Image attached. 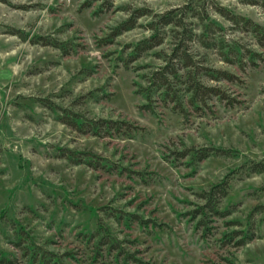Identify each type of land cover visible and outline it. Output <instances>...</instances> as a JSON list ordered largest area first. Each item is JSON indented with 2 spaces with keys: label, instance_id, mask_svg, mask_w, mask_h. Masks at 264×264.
Instances as JSON below:
<instances>
[{
  "label": "rangeland",
  "instance_id": "1",
  "mask_svg": "<svg viewBox=\"0 0 264 264\" xmlns=\"http://www.w3.org/2000/svg\"><path fill=\"white\" fill-rule=\"evenodd\" d=\"M83 3L0 0V259L28 264L24 247L31 241L59 264H122L87 236L102 223L139 261L128 264H264V173L247 168L264 164V41L218 14L230 12L264 30V0H115L99 15L98 3ZM185 8L204 11L213 22L214 49L192 48L197 60L237 77L214 84L236 103L213 100L211 111L183 117L156 101L150 113L134 84L161 65L153 54L167 50L168 39L128 69L120 58L127 46L149 37L150 17L112 45L100 40L133 10ZM187 22L200 33L199 21ZM40 38L68 44L69 53ZM233 45L246 55L242 67L221 61L216 49ZM249 53L256 54L254 66ZM64 112L123 122L131 131L84 135L58 119ZM210 148L228 153L197 163L181 156ZM62 150L92 153L100 163H70ZM224 179L229 187L219 208L228 215L212 217L204 232L189 214L202 204L199 194ZM109 213L135 215L143 223ZM20 228L26 241L17 247ZM251 229L253 238L242 247H234L238 238H224Z\"/></svg>",
  "mask_w": 264,
  "mask_h": 264
},
{
  "label": "trees",
  "instance_id": "2",
  "mask_svg": "<svg viewBox=\"0 0 264 264\" xmlns=\"http://www.w3.org/2000/svg\"><path fill=\"white\" fill-rule=\"evenodd\" d=\"M114 1L84 0L82 8H90L93 4L98 3L95 14L99 15L111 11L114 6ZM203 12L196 13L192 8H185L182 11L171 10L165 14H153L147 9L133 10L125 20L110 28L109 32L100 40L102 45H112L118 37L135 29L141 18L150 17V22L146 26L147 30L150 31L149 37L131 46H127L126 49H129L128 54L125 58H120L124 68L128 69L143 54L160 48L164 45L165 39H168V49L160 50L153 54L155 59L161 61V65L142 76V84H134L136 87L135 93L143 98L146 103L144 108L150 113H154L153 104L156 101L161 102L164 107L171 105L172 110L183 117L191 112L205 113L206 111H211L212 106H210V103L213 100L223 102L229 106H233L236 103V100L228 95L225 90L214 84L222 82L235 83L237 77L227 71L208 66L205 58L197 60V55L192 48V45H198L200 48L206 50L214 49L215 47V44L209 39V33L212 31L214 24L210 21L207 22V14L205 15ZM218 14L254 34L258 40L264 41V30L250 20L232 15L230 12H225L220 9H218ZM189 19H195L200 22V33H196V31L189 28L191 26V23L187 22ZM38 40L43 41L41 38ZM41 44L54 47L65 55L69 53L70 49L68 44H61L56 41L48 42L44 40ZM216 49L219 52L221 61L229 65H238L239 67L245 65L244 58L246 55L240 46L233 45L229 48L227 46H218ZM256 59V54L249 53L247 61L251 66L256 65ZM58 119L64 125L69 126L75 131L84 135L90 134L94 137H104L112 133H119L122 129L127 132L131 131L130 126L123 122L89 120L83 115L74 112H64ZM61 153L62 156L73 164H85L89 167L94 165L95 167L100 163L99 158L92 153L67 152L63 150ZM227 153L224 150L214 148L200 150L187 149L181 156L183 158L189 157L191 161L197 163L208 159L210 156ZM84 157L85 160H83ZM110 168L108 167V169ZM247 168L251 173H264L263 163H251ZM228 181V179H224L218 184L211 186L208 191L201 192L198 197L202 201V204L189 214L192 219H198L197 226L202 227L204 232L208 229V223L212 217L224 218L228 215L226 211H220L219 208L220 199L227 195L229 187ZM254 211L262 213L260 207L255 208ZM108 215L109 217H115L116 220L129 221L132 218L143 223V220L135 215L116 213H109ZM23 232L24 230L21 228L18 231L17 247L22 241H26L21 237V233ZM252 233V229L240 232L233 231L225 234L224 238L227 237L229 243L238 238L234 247H242L253 238ZM87 236L91 239H97L95 246L97 250L105 247L108 254L115 252L116 258H123L121 261L122 264H128L131 259L135 263L139 262L133 256H130L122 250L119 242H116V239L110 235L102 223L97 224L95 231L87 234ZM24 249L28 252V264H59L58 259L51 258L52 254L41 251L31 241ZM0 263L13 264V261L3 257L0 259Z\"/></svg>",
  "mask_w": 264,
  "mask_h": 264
}]
</instances>
